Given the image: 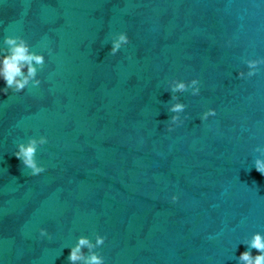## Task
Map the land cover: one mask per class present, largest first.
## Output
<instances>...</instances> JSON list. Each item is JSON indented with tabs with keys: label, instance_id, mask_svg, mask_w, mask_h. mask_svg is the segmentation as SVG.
Instances as JSON below:
<instances>
[{
	"label": "water",
	"instance_id": "95a60500",
	"mask_svg": "<svg viewBox=\"0 0 264 264\" xmlns=\"http://www.w3.org/2000/svg\"><path fill=\"white\" fill-rule=\"evenodd\" d=\"M9 35L46 62L37 88L0 79V264H69L95 234L105 264H238L264 234V65L238 76L264 58V0H0V56ZM194 78L168 131V82ZM40 136L30 177L14 152Z\"/></svg>",
	"mask_w": 264,
	"mask_h": 264
},
{
	"label": "clouds",
	"instance_id": "9594fccd",
	"mask_svg": "<svg viewBox=\"0 0 264 264\" xmlns=\"http://www.w3.org/2000/svg\"><path fill=\"white\" fill-rule=\"evenodd\" d=\"M127 33L120 32L116 34L111 41L110 55H116L119 50L129 43ZM5 47L2 50L3 55L0 56V79L5 82L3 91L8 93H21L26 88H37L41 84L38 79V72L45 65V56L31 50L29 43L21 36H5L3 41ZM51 50H49V54ZM244 63L247 66V72L240 71V78H251L260 71V65H264V58L245 59ZM199 80L192 79L185 82L182 80L173 79L168 82V88L171 92V100L176 101L168 108L170 123L168 131H172L173 125H181L184 120L181 118V113L185 112L186 104L179 101L176 93L191 92V95L197 96L200 94ZM216 110L209 108L204 111L200 117L201 121H206L209 117H214ZM48 142L47 137L40 136L39 138L30 137L26 143H19L17 151L14 155L22 162L24 168L30 170L28 175L35 177L46 171L45 167L37 162L36 154L39 147ZM255 152L260 154V157L254 159L253 166L257 172L264 176V147L257 146ZM173 202H176L179 197L173 195ZM40 235L48 236L51 239L46 229H40ZM105 236L95 234V242L86 236H80L77 242L70 248V254L67 257L69 264H105L104 257L97 251L99 247L104 245ZM247 246V250L242 252L237 257L238 264H264V234L260 232L253 233L250 239H246L243 243ZM87 250V251H85ZM253 250L258 252V255H253Z\"/></svg>",
	"mask_w": 264,
	"mask_h": 264
}]
</instances>
